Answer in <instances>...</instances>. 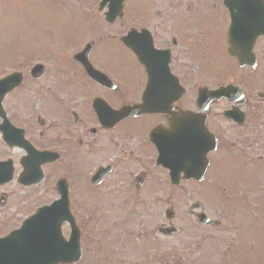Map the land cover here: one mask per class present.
I'll return each instance as SVG.
<instances>
[{"label": "flooded vegetation", "instance_id": "af4514ba", "mask_svg": "<svg viewBox=\"0 0 264 264\" xmlns=\"http://www.w3.org/2000/svg\"><path fill=\"white\" fill-rule=\"evenodd\" d=\"M47 1L63 12L77 2L91 23L111 4V32L53 34L42 53L2 56L1 76L19 81L0 104V161L13 170L0 183V236L49 206L63 216L54 259L67 256L65 216L78 228L73 264L88 250L86 263L124 259L114 250L132 251L135 219L149 212L144 235L161 259L167 237H215L226 224L196 213L231 223L232 204L248 198L234 192L243 178L232 187V167L256 180L264 163V0Z\"/></svg>", "mask_w": 264, "mask_h": 264}, {"label": "rangeland", "instance_id": "374dc122", "mask_svg": "<svg viewBox=\"0 0 264 264\" xmlns=\"http://www.w3.org/2000/svg\"><path fill=\"white\" fill-rule=\"evenodd\" d=\"M64 1L66 3L69 0ZM80 1V7L84 1L89 2V0ZM47 2V0L40 3L39 0H11V3H0V64L4 61L2 56L8 60L14 59L15 56L17 57L21 53H27L28 55L42 53L36 50L45 48L48 41L53 39V34L75 39L77 36L79 37L81 32H111V27L106 26L104 21L99 24L91 23L86 15L87 12L84 9H79L77 2L67 5L64 12L61 6L55 4L52 6ZM111 48L115 49L116 47ZM260 171L261 173L255 181L248 177L246 170L239 171L237 167H232L231 175L234 178L231 180V186L234 187L233 185L241 177L243 178L242 190L247 192L248 198L252 200H248L250 209H246L244 212L239 211L236 214L231 212L230 217L234 219L235 224L229 222V216H217L222 222H226L228 218L227 223H223L226 224L225 228L217 229L218 232L216 233H219V235L212 240L211 246L201 241L197 250H192L195 253L191 254L189 258L185 255L186 258L182 259L175 251L177 245H179L178 236L165 238L162 245L165 244L168 252L165 254L164 259L158 256V248L163 246L156 244L157 248L153 249L150 246L149 237L144 235L145 231L143 229H145L147 221H152V215L154 216V212H149L146 216L135 219L133 225V240L135 241L132 244V251L129 252V248L121 247L114 250L117 252V256L125 258V261L113 258L112 262L102 260V262H97L94 259L88 260L87 264H218L217 260L222 254L226 255V264H264V163ZM238 189H241V187ZM158 203L157 201H151V204ZM183 203L185 206L187 201ZM92 204L94 205L91 206L92 210L100 208L97 204ZM210 204L212 203H209L207 208L210 207ZM152 209L155 210L157 207L152 205ZM140 221H142L143 226H141ZM242 221V226L245 228L243 232H240ZM217 230L209 231L214 233ZM153 235L154 232L152 231L151 236ZM226 235L231 238L220 239ZM136 236L140 239H135ZM146 243H149L147 246L149 253L147 255L144 246ZM226 246H229V249L224 251ZM118 249H121V251H118ZM92 254L94 252L90 253L88 250L86 259L79 261L78 264H85ZM97 256L99 257V254ZM111 258L112 254L105 260Z\"/></svg>", "mask_w": 264, "mask_h": 264}, {"label": "water", "instance_id": "95a60500", "mask_svg": "<svg viewBox=\"0 0 264 264\" xmlns=\"http://www.w3.org/2000/svg\"><path fill=\"white\" fill-rule=\"evenodd\" d=\"M204 219H207L204 215H200V221H204ZM17 256L16 255H14V257L13 258H16ZM10 258H11V256H10ZM17 261H19L18 259H17Z\"/></svg>", "mask_w": 264, "mask_h": 264}]
</instances>
